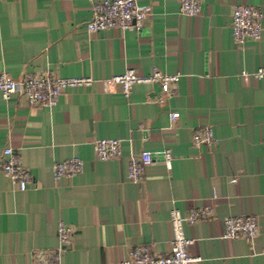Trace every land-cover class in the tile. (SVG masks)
<instances>
[{
  "label": "crops",
  "instance_id": "1",
  "mask_svg": "<svg viewBox=\"0 0 264 264\" xmlns=\"http://www.w3.org/2000/svg\"><path fill=\"white\" fill-rule=\"evenodd\" d=\"M91 1L0 0V74L95 80L65 89L53 108L0 92V156L12 148L31 173L21 191L0 160V264H33L36 251L58 250L60 223L74 232L59 264H121L142 245L168 254L175 209L208 211L184 224L193 239L187 251L200 258L192 264H264V80L254 76L264 67V28L245 44L231 33L232 7L264 15V0H202L194 17L180 12V0H137L150 9L141 28L98 33L86 27ZM127 69L182 76L172 94L141 83L127 97L110 81ZM204 127L217 141L195 145L193 133ZM101 138L120 139L122 156L98 160L93 143ZM143 150L152 164L132 182L129 157ZM73 156L83 171L57 182L54 164ZM236 216L258 219L253 243L221 238L223 220Z\"/></svg>",
  "mask_w": 264,
  "mask_h": 264
},
{
  "label": "built area",
  "instance_id": "2",
  "mask_svg": "<svg viewBox=\"0 0 264 264\" xmlns=\"http://www.w3.org/2000/svg\"><path fill=\"white\" fill-rule=\"evenodd\" d=\"M202 11V0H180V12L194 17ZM92 19L86 27L91 33L105 32L120 29L122 31L137 30L143 26L144 19L150 12L149 8H141L137 0H92ZM264 28V15L258 7L236 4L231 12V33L235 41L245 44L246 41H259ZM180 74H166L155 70L147 76H139L135 71L127 69L123 74L114 76L111 82L121 85L125 96H130L132 87L141 83L159 84L163 94L173 93V85L179 83ZM254 76L264 80V67H260ZM95 82L93 77H60L49 71L40 74H26L19 79H13L8 73L0 74V92L4 99L14 93L26 96L29 105L53 108L58 104L59 96L67 88L91 86ZM153 100V98H148ZM155 100V99H154ZM160 101V97H157ZM179 117L178 112L170 113L174 121ZM195 145H211L217 141L215 132L211 127L196 129L193 133ZM94 152L98 160L108 161L122 156L120 139H96L93 143ZM163 157L168 169L172 168L173 156L166 149ZM1 169L11 183L21 191L27 189L31 180L30 171L21 163L20 157L10 147L3 150L1 156ZM152 153L141 151L138 155L129 157L128 178L132 182H139L144 178L146 168L152 164ZM84 169V161L73 156L60 161L53 166V175L57 182L69 178ZM208 213V211H207ZM206 212L192 211L183 215L179 210L171 211L170 221L174 237L172 250L168 254H156L148 245L133 248L129 258L121 264H192L200 260L189 254L187 247L193 239L187 238L184 224H194L207 216ZM223 239L244 238L253 243L259 233V222L255 216L227 217L223 220ZM74 229L70 225L60 223L58 229L59 247L50 253L38 250L33 255V264H59V254L64 247L72 241ZM264 256V249L261 252Z\"/></svg>",
  "mask_w": 264,
  "mask_h": 264
}]
</instances>
